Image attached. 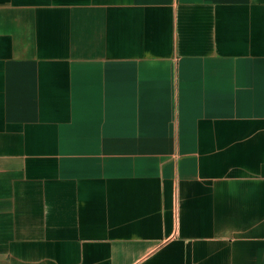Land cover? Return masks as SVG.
<instances>
[{
    "label": "crops",
    "instance_id": "obj_1",
    "mask_svg": "<svg viewBox=\"0 0 264 264\" xmlns=\"http://www.w3.org/2000/svg\"><path fill=\"white\" fill-rule=\"evenodd\" d=\"M0 264H264V0H0Z\"/></svg>",
    "mask_w": 264,
    "mask_h": 264
}]
</instances>
